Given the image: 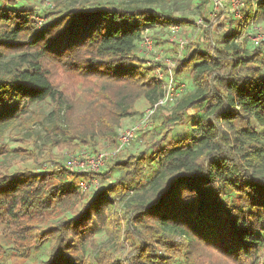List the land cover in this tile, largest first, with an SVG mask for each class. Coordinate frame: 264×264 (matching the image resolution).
Here are the masks:
<instances>
[{"label":"trees","instance_id":"1","mask_svg":"<svg viewBox=\"0 0 264 264\" xmlns=\"http://www.w3.org/2000/svg\"><path fill=\"white\" fill-rule=\"evenodd\" d=\"M44 1L0 0V260L264 264V42L238 41L264 21V0H240L239 20L223 5L161 80V62L140 54L143 34L157 53L171 26L208 23L211 0L194 20L156 0H54L36 11ZM173 81L175 105L121 146L132 106L153 108ZM107 147L98 187L53 152Z\"/></svg>","mask_w":264,"mask_h":264},{"label":"rangeland","instance_id":"2","mask_svg":"<svg viewBox=\"0 0 264 264\" xmlns=\"http://www.w3.org/2000/svg\"><path fill=\"white\" fill-rule=\"evenodd\" d=\"M53 1L54 0H45L44 3L36 2L34 7H35L36 11L39 12L41 9H44L47 5L53 3ZM77 1L78 2H89V1H96V0H77ZM116 1L133 2L135 0H116ZM156 1L158 2L160 9H162L164 11H169V10L175 11L174 12L175 16L190 17L194 20V19H198V17H200L199 11L197 10V8H195V6L198 3L203 2L204 0H156ZM225 6H226L225 7L226 10H228V6L230 7L229 4H225ZM219 12H221V11L218 10L214 17L207 15L208 23H204V21H203L202 26H206V25L211 26V25H213L214 22L218 21L217 19L219 16ZM233 18L238 19V20L240 19L238 16L233 17ZM258 25H259V27H261L262 30H264V21H260V22L258 21ZM202 26L198 24V28H199L198 30H196V29L192 30L191 28H189V29L187 28V30L182 29L180 31L179 35L177 37H175L172 40V42H168L170 44V46L167 43H165L166 45H165L164 49L155 48V51H157V53L154 54V57H152L151 55H146V54H145V57L147 59L150 58L152 60H156V62H155L156 64H157V62H161L160 65L162 66V70H164V72H163L164 77H165V75H168V76H170V78H172L171 72H172L174 66L176 65V61H177L176 59H178L180 57L179 56V54H180V50H179L180 49V41L184 42V44H185V41L189 42L191 40V38L188 39V37H192V39L194 41L195 40L197 41L199 33L201 32L200 30H203L205 28ZM182 36H184L185 38L180 39L179 37H182ZM164 39H165V37H164ZM139 46H140V43H139ZM136 50H137V52H140L139 48ZM140 54L142 55L143 53H140ZM155 56H157V57H155ZM176 57H178V58H176ZM181 81H182V82H180V83H182V84H180L181 89L185 92L186 89L189 88V85H190L189 80L183 79ZM172 86L175 88L174 81L172 82ZM164 89H165V95H168V97H171L170 93H173L174 89L171 86L169 87L168 85L164 86ZM171 98H173L172 101L174 100V105H175L177 98L175 96H173ZM171 98H169V101L165 105L166 106L165 108H156L154 110L153 115L151 113L150 107L147 105V100L146 99H139L131 108V110L135 112L134 115L123 119V121L121 122L120 128L127 129V128L133 127V126H138V127L142 126V129H143L145 135L149 134L147 132V130L149 128H148V126L145 125L146 124L145 118H144L145 115L147 116L146 118L148 119L149 125H153L152 121L154 122L153 118L156 114L159 113V115H160V114L165 113V112L167 113V111L170 110V99ZM45 111H46V113H48L50 111V109L48 107H46ZM190 114H191V118H192V116H197L195 113H192V111ZM187 119H188V117H186V121H187ZM156 121L157 120H155L154 123H156ZM156 129H157V134H159L160 132H158V131H160L159 130L160 126L156 127ZM181 131H183L182 128L177 126V127H174L172 129L171 134L173 137H176V136L181 135ZM34 133H35L34 134L35 137L33 136L32 138L36 142L37 148L40 149V148H42V143H43L42 136L44 134V130H43L42 126L39 124L36 125L34 127ZM141 133H143V132H141ZM8 142H11V144L13 143L12 140H8ZM82 150L83 149H81L80 151H82ZM102 150H105L106 153L110 154L114 150V148L113 147H107V148H102V149L100 148L95 155L100 153V151H102ZM78 151L79 150L74 151V152L70 151V150H63V151L57 152L56 150H54L53 152H54V155H57L56 156L57 158L61 157L60 163H63L62 158H64V157L69 158L70 156H74V155H76L74 153H76ZM95 155L93 157L92 156H90V157L95 158L96 157ZM64 160L66 161V159H64ZM90 163H93V160L90 161ZM65 165L67 166V163H65ZM69 168L72 171H79V170L88 171V172H81L83 174L92 173V175L95 176L92 180L93 183H95V186L99 185L100 179L98 178V176L96 174H94V173H98L97 170L90 171V170H88V166H86L85 164H81L80 166H78V165H74L72 167L69 166ZM80 185H83V182H82V184L80 183ZM0 239H1V237H0ZM0 264H31V263L28 262V259L26 257L8 256L6 258H2L0 260Z\"/></svg>","mask_w":264,"mask_h":264},{"label":"built area","instance_id":"3","mask_svg":"<svg viewBox=\"0 0 264 264\" xmlns=\"http://www.w3.org/2000/svg\"><path fill=\"white\" fill-rule=\"evenodd\" d=\"M212 4H213V8L212 11L210 13V16L214 17L217 13L218 10H220L223 5L225 4H229L230 7L228 6V8L230 9V12L232 13L233 17L238 16L240 19L242 18L241 15V10L243 8V3L240 0H211ZM38 23L40 24L42 22V19H37ZM202 25L203 21L198 20L197 25ZM181 31V28L179 26H171L169 28V42H172V40L177 37L179 35ZM243 37H246L249 41L252 42L253 45L257 46L260 43L264 42V30L261 29V27L259 26H253L252 25V29L250 31H246L244 30L242 36L238 39V41H241ZM140 43V48L142 53L145 55H152L153 53L156 54L154 52L153 49V45H152V41L151 39L147 36L146 33L143 34L141 40L139 41ZM184 42L180 41V52L183 48ZM153 54V55H154ZM157 57V56H155ZM161 59V58H160ZM156 61V60H154ZM156 76L158 77V79H164V75L161 72V68L157 67L156 71H155ZM169 87L171 86L174 90L175 88L172 86L171 82L167 84ZM173 90V93H170L171 97L175 96L176 93ZM165 93V92H164ZM168 95L164 94V98L160 99L157 101L156 104L153 105V108H150L152 115L154 114V110L158 107L161 106H165L167 104V102L169 101ZM176 97V96H175ZM173 98L170 99V102L172 101ZM147 116L145 115V125L148 126V128L150 129L149 122L148 119L146 118ZM138 132H144L142 129V126L138 127V126H133V127H129L127 129H118V141L120 142V145H125L128 144L135 136ZM76 155L74 156H70L67 160V168L72 167L74 165H78L80 166L81 164H85L86 166H88V170L90 171H94L97 170L99 171L100 169H102L106 162L108 157L110 156V154L106 153L105 150L100 151V153H98L97 155H95V158H91L90 155H88L85 151H78L76 153H74ZM93 157V156H92ZM93 160V163H90V161ZM81 161V162H80ZM95 167V168H94ZM78 173L81 172H88V171H82L79 170L77 171ZM99 186V185H98ZM96 185V187H98Z\"/></svg>","mask_w":264,"mask_h":264}]
</instances>
